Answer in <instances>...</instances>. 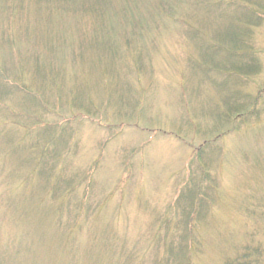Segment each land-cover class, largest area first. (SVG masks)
<instances>
[{"label": "rangeland", "instance_id": "rangeland-1", "mask_svg": "<svg viewBox=\"0 0 264 264\" xmlns=\"http://www.w3.org/2000/svg\"><path fill=\"white\" fill-rule=\"evenodd\" d=\"M216 1L0 0V264L264 258V5Z\"/></svg>", "mask_w": 264, "mask_h": 264}, {"label": "trees", "instance_id": "trees-1", "mask_svg": "<svg viewBox=\"0 0 264 264\" xmlns=\"http://www.w3.org/2000/svg\"><path fill=\"white\" fill-rule=\"evenodd\" d=\"M233 1H235V0H227V2H223V0H217L216 1V4L219 5V6H228L229 3L234 4ZM237 3H238V7L243 11V12L240 11L241 12V19L243 20V17L244 18H247V16H250L249 14L253 13L257 9V8H255V6H258L259 5L258 7H260V4L264 5V0H239ZM248 18H250V17H248ZM241 19H240V21H241ZM238 25H241V24H238ZM241 37H242L241 36V33L240 32H237V30H236V28H235V26L233 24L230 26V30H229V27L223 25L222 26V29L219 30L218 33H217V40H215L216 33L213 34V36H212L213 41H212V44L211 45H213L214 43L215 44L216 43H220L221 44V42L226 43V44L230 45L226 49V51H228L229 53H231V56L235 57L234 54H237V49H240V47L243 45V42H246V41H243L241 39ZM245 44H247V43H245ZM231 46H233V47H231ZM216 47L217 46H215L212 49H215ZM233 49H235V50H233ZM237 55H240V54H237ZM231 66L233 67L235 65H231ZM253 67H254L253 66V63L250 62V64L249 63L246 64L245 70L248 71L249 73H254L255 71H253V69H254ZM234 70L235 71H239L240 68H238L237 66H235L234 67ZM246 73H243V74L245 75ZM240 74L241 73H239V75ZM21 87L22 86H18L17 88H20V90H21ZM34 89H36V88H34ZM39 97H40L41 101L43 102L42 95H40ZM39 97H37L36 99L35 98H32L31 100H33V102H36V106L38 108L40 107L39 110H43L45 112H48L46 110V107H44L42 104L40 105V103H39ZM243 108L244 107L241 104H240V107L237 106V105H234V106L232 105L233 111H237V112H240V113H242L241 110H243ZM249 113L251 115L252 114V111H249ZM33 118L35 119L34 121L40 122V124H44L43 126L48 125L47 128L50 127V125H54L55 124V123L50 124L49 122H43L39 118H37L35 115H32V119ZM3 123L5 124V122H3ZM10 138H12V137H10ZM23 139L24 138H22V141H23ZM44 144L46 146L49 143H44ZM45 146H43V147H45ZM42 149H43V151L41 152V154L45 155L44 154L45 148H42ZM49 158H50V160L52 159L51 157H49ZM39 161L40 162H45L44 159H40ZM46 177H48V175ZM70 184H71V182H66L65 183V185H67V186H69ZM54 189H57V187H55ZM52 193H53V196H54L57 192L52 191ZM192 193H194V194H192ZM195 193H198V188L194 192H193V190H191V194H192L191 199H192V204H193V207L194 208H196L195 207L196 202L197 203L199 202V199H196V197H195ZM30 197L31 198H35V199L37 198L33 194H31ZM177 199H178V197L175 198V201L173 202V204L175 203L176 206H179L180 202H182L184 204L186 202V199L187 198L183 196V197H180L178 200ZM203 199H205V198H202V200ZM197 212H198V210L196 209V213ZM194 221H195V219H191V216H188L184 220V224L186 223V225H187L190 222H194ZM189 233L190 232H186V233H183L181 235L180 240L177 242V248L175 249V251H173L174 248H175V245L172 242L173 241V238L169 239V242H168V245H167V250L169 251L170 259H172L173 261L182 260L181 262H183L184 264L187 263L186 262L185 251H186V248H187V243L189 241H192L190 239L191 235ZM111 240H112V238L110 237L109 243L111 242ZM101 241H102V238H101ZM109 243H106L105 244V243L102 242V246H105V248H107V246L109 245ZM108 249H110V248H108ZM129 257L130 256L127 254V255H124V257L122 259L125 260L124 261L125 263H128V262H130L129 261ZM170 259L168 261H170ZM226 264H264V258H262L261 250L259 248L254 247L252 245L246 244L241 249L240 253L235 254V256L232 259L228 260L226 262Z\"/></svg>", "mask_w": 264, "mask_h": 264}]
</instances>
